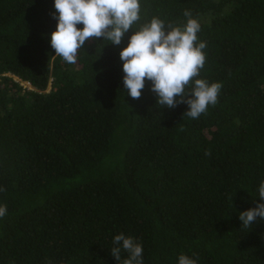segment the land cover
Segmentation results:
<instances>
[{
    "label": "trees",
    "instance_id": "1",
    "mask_svg": "<svg viewBox=\"0 0 264 264\" xmlns=\"http://www.w3.org/2000/svg\"><path fill=\"white\" fill-rule=\"evenodd\" d=\"M140 2L136 28L182 25L185 10L201 24L198 78L223 86L197 119L156 104L150 81L127 94L131 29L68 64L50 45L53 0H0V264H122L120 233L143 264H264V219L239 220L264 203V0Z\"/></svg>",
    "mask_w": 264,
    "mask_h": 264
},
{
    "label": "clouds",
    "instance_id": "2",
    "mask_svg": "<svg viewBox=\"0 0 264 264\" xmlns=\"http://www.w3.org/2000/svg\"><path fill=\"white\" fill-rule=\"evenodd\" d=\"M53 7L56 27L49 40L55 56L64 62L75 64L79 50L87 41L103 39L119 45L131 29L119 58L123 62V86L132 99H139L145 82L150 81L156 104L168 109L186 104L188 110L183 115L192 119L206 114L209 106L218 102L222 82L198 78L206 63L207 45L198 37L201 24L190 10L184 11L187 19L182 25L166 24L153 16L136 28L141 20L140 0H53ZM205 155L210 152L206 151ZM4 190L0 187V191ZM258 191L264 200V182ZM6 214L7 205H0V218ZM257 218L264 219V203L239 213L245 228L252 227ZM113 244L110 253L117 262L121 261L123 250L128 256L122 264H143V247L135 237L120 233L113 237ZM197 259L181 254L178 264H197Z\"/></svg>",
    "mask_w": 264,
    "mask_h": 264
},
{
    "label": "built area",
    "instance_id": "3",
    "mask_svg": "<svg viewBox=\"0 0 264 264\" xmlns=\"http://www.w3.org/2000/svg\"><path fill=\"white\" fill-rule=\"evenodd\" d=\"M20 84L23 85L24 87L26 86L28 88H31L30 85H29V83H27V82H23L22 81V82H20Z\"/></svg>",
    "mask_w": 264,
    "mask_h": 264
}]
</instances>
